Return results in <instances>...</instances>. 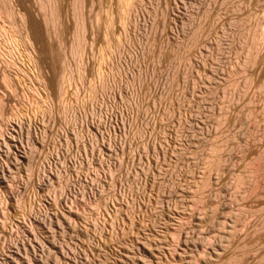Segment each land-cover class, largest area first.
Segmentation results:
<instances>
[{
	"label": "rangeland",
	"instance_id": "obj_1",
	"mask_svg": "<svg viewBox=\"0 0 264 264\" xmlns=\"http://www.w3.org/2000/svg\"><path fill=\"white\" fill-rule=\"evenodd\" d=\"M6 6L0 264H264V0Z\"/></svg>",
	"mask_w": 264,
	"mask_h": 264
},
{
	"label": "bare ground",
	"instance_id": "obj_2",
	"mask_svg": "<svg viewBox=\"0 0 264 264\" xmlns=\"http://www.w3.org/2000/svg\"><path fill=\"white\" fill-rule=\"evenodd\" d=\"M3 1H6V0H3ZM49 1H51V0H49ZM124 1V3H125V5H126V7H125V9H127L128 8V6L130 5V3H131V0H123ZM6 3V2H5ZM50 3V2H49ZM4 4V3H3ZM10 4V3H9ZM5 5V4H4ZM42 5V7L43 8H45L46 7V5L47 4H41ZM75 5V4H74ZM76 6V5H75ZM1 8V7H0ZM3 9V8H2ZM47 9V8H46ZM14 10V9H13ZM10 7H8V6H6V10L4 11L3 10V12H5V18H4V14L2 13V11H1V9H0V18L2 19V21L0 22V38L2 37V42L4 41V43H5V45H7L8 46V48L10 47H15V46H17V44H18V42H19V35H18V32H17V27L15 28V24L11 21V20H8V19H6V17L7 18H12V16H13V12L15 11H13ZM19 13V12H18ZM20 14V13H19ZM54 14L55 13H53V11H52V9H51V11H50V16H46V18H45V20H46V22L47 21H50V20H54ZM0 19V20H1ZM21 24V23H20ZM18 25V24H17ZM22 26V25H21ZM28 28V27H27ZM82 31V30H81ZM22 35V34H21ZM25 35H27L26 37V39H28L29 41H30V38L28 37V34H25ZM81 38H82V35L80 36ZM80 37L78 36L77 37V39H75L76 41H75V44H74V48H73V53H74V55L76 56L77 54H79V50H80V45H81V40H80ZM1 42V41H0ZM32 42V41H31ZM1 44V43H0ZM7 46H5V48L7 47ZM10 48L8 49V50H10ZM7 49V48H6ZM16 49H17V47H16ZM8 50H6L7 51V53H9V51ZM16 51V50H15ZM11 52V51H10ZM9 55V54H8ZM7 56V55H6ZM3 57V56H2ZM5 57V56H4ZM9 60H10V57H9ZM261 74V73H260ZM6 76V75H5ZM259 81V80H258ZM263 81V80H262ZM261 81V82H262ZM264 82V81H263ZM262 85V84H261ZM260 85V89H262L263 87ZM264 156V155H263ZM261 158H262V156H260V158H258V159H256V160H253V161H251V162H249V166H250V171L252 172L253 170H255V168H257L258 167V163H259V161L261 160ZM247 163H248V161H247ZM247 163H245V164H247ZM248 165V164H247ZM247 165H246V167H247ZM245 166V165H244ZM248 166V167H249ZM245 171V170H244ZM255 172V171H254ZM243 173V172H242ZM246 173V172H245ZM249 173V172H248ZM247 173V174H248ZM253 174V173H252ZM242 178V179H241ZM240 179L242 180L241 182H240V184L242 183V188H244L247 192H243L244 193V195L246 194V193H248V190H247V188L245 187V183H246V180H245V175H243V177H241ZM246 178H248V176L246 177ZM262 179V178H261ZM261 179H254L253 181H254V184H253V186H252V191H253V194L255 195L256 193H258V190L259 189H261V186H262V182L264 181H261ZM249 180V179H248ZM248 185V184H247ZM246 185V186H247ZM244 186V187H243ZM250 186V187H251ZM241 187V186H240ZM263 187H264V185H263ZM241 188V189H242ZM249 189V188H248ZM243 190V189H242ZM261 192H262V190H260ZM251 192V191H250ZM250 192H249V195H250ZM256 192V193H255ZM243 193H242V195H243ZM260 193V192H259ZM258 193V194H259ZM258 194H257V196H258ZM241 195V196H242ZM248 196V195H247ZM253 196V195H252ZM262 196H263V194H262ZM246 197V196H245ZM258 198H260V197H258ZM263 199V198H262ZM262 201V200H261ZM262 205V204H261ZM263 207V206H262ZM243 208V207H242ZM261 209V208H260ZM244 210V209H243ZM259 210V209H258ZM257 210V211H258ZM263 210H264V208L261 210L262 212H263ZM259 212V211H258ZM261 214H263V213H261ZM257 215V214H256ZM260 217V214L258 215V217L257 218H259ZM260 219V218H259ZM259 219H257V220H259ZM260 227V226H259ZM259 229V228H258Z\"/></svg>",
	"mask_w": 264,
	"mask_h": 264
}]
</instances>
